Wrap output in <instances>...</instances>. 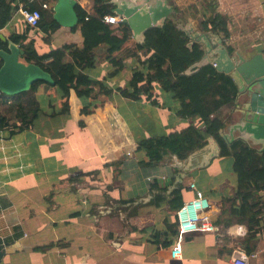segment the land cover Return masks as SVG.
<instances>
[{"label":"crops","instance_id":"0c3cea01","mask_svg":"<svg viewBox=\"0 0 264 264\" xmlns=\"http://www.w3.org/2000/svg\"><path fill=\"white\" fill-rule=\"evenodd\" d=\"M72 1L75 21L68 5L54 10L55 0H14L0 40L11 42L12 33L27 30L38 53L70 44L80 48L75 6L92 15L93 1ZM168 3L179 10L172 14L178 25L199 30L191 14L217 13L227 20L224 46L247 57L264 53V0ZM31 7L55 31L27 25L19 9ZM131 39V45L137 43L132 34ZM105 49L95 51L98 59L88 76L113 92L99 97L103 104L91 114H81L73 90L68 113L59 114L46 84L18 99L0 96V264H234L235 257L264 264V193L259 201L235 200L232 158L219 156L205 165L209 150L184 161L172 157L156 167L142 165L147 159L138 154L137 141L152 138L144 130L160 127L163 135L183 130L191 120L178 117L175 102L158 91L152 100L122 97L115 89L126 88L133 64L111 79L110 64L101 58ZM242 102L238 98L215 114L225 124L221 133L227 134ZM209 140L216 142L210 138L207 145ZM187 177L185 202L194 184L210 201L207 214L218 230L185 234L175 250L177 222L167 199Z\"/></svg>","mask_w":264,"mask_h":264},{"label":"trees","instance_id":"16d2710c","mask_svg":"<svg viewBox=\"0 0 264 264\" xmlns=\"http://www.w3.org/2000/svg\"><path fill=\"white\" fill-rule=\"evenodd\" d=\"M92 1V15L87 14L80 6H75L77 25H80L83 38L80 48L70 44L47 53H38L33 41H27V30L22 35H10V41L23 51V62L38 66L53 81L51 85L37 81L16 98L35 92L39 86L46 84L51 88L49 94L57 105L59 114L68 113L71 90L81 102V114L93 113L103 104L99 97H106L113 92L104 82L88 76L98 59L95 51L103 46L106 49L101 58L110 64L111 79L119 75L126 64H133L129 69L126 88L115 89L122 97L129 100L146 97L152 100L156 99L154 92L158 91L161 97L175 102L178 117L191 120V124L181 131L138 140L137 152L147 159L142 165L156 167L172 157L184 161L192 153L205 147L207 140L212 138L219 145L220 156L232 158V170L236 179L234 199L259 201L261 193H264V151L259 152L256 147L240 140L228 144L220 137L225 124L215 114L222 107L235 104L238 93L230 76L218 72L212 64L204 65L194 73L184 74L200 61L203 50L197 43L192 44L191 48L187 47L189 39L178 29L175 18L172 17L160 27L148 31L143 43L131 45V32L127 25L120 23L114 28L102 20L104 16L114 15L112 6L108 4L109 0ZM13 2L14 0H0V29L7 25L15 11ZM171 6L173 13L179 11ZM28 10L33 11L34 8ZM191 18L198 21L199 31L217 35L225 45L229 31L224 16L202 12L199 15L191 14ZM38 25L45 31L53 32L56 29L55 25H48L42 19ZM6 47L7 42L0 40V49L6 50ZM225 47L229 53L232 52L230 47ZM1 65L0 61V67ZM15 103L17 106L18 102ZM152 103L156 104L154 100ZM3 121L0 119V123ZM189 180V177L185 178L169 194L167 206L171 215H176L185 202L184 192L188 189ZM159 200V197L155 199V206L159 205Z\"/></svg>","mask_w":264,"mask_h":264},{"label":"water","instance_id":"95a60500","mask_svg":"<svg viewBox=\"0 0 264 264\" xmlns=\"http://www.w3.org/2000/svg\"><path fill=\"white\" fill-rule=\"evenodd\" d=\"M108 4L122 18V24L129 27L133 39L139 44L144 42L148 31L160 27L173 14V7L167 0H109ZM65 5L69 6L71 19L75 21L72 0H55L54 10L57 12ZM177 27L189 39L188 48L197 43L203 50L200 61L184 74L194 73L200 67L212 64L218 72L230 76L238 89L237 99L245 101L235 109V120L228 125L227 134L220 132V137L228 144L240 140L258 147L259 152L264 151V53L254 52L249 57L235 51L229 53L217 35L196 30L191 23ZM22 55L20 47L12 42H7L6 50L0 49V93L7 97L28 91L37 81L48 85L53 83L50 75L41 68L22 62ZM201 150H209L204 156L205 165L220 156L218 144L211 140Z\"/></svg>","mask_w":264,"mask_h":264},{"label":"built area","instance_id":"2783aa9c","mask_svg":"<svg viewBox=\"0 0 264 264\" xmlns=\"http://www.w3.org/2000/svg\"><path fill=\"white\" fill-rule=\"evenodd\" d=\"M24 21L32 28H36L41 19L37 11H29L25 8L19 9ZM103 22L112 26L122 23V18L117 14L103 17ZM214 66V65H213ZM193 190V197L184 202L176 212L177 222V246L175 250H180V243L185 234L194 232H217V227L212 225L207 212L211 209V203L202 191L198 190L194 184L190 185ZM234 264H244L242 257H235Z\"/></svg>","mask_w":264,"mask_h":264},{"label":"rangeland","instance_id":"374dc122","mask_svg":"<svg viewBox=\"0 0 264 264\" xmlns=\"http://www.w3.org/2000/svg\"><path fill=\"white\" fill-rule=\"evenodd\" d=\"M42 42H46L45 41V39H42ZM39 44H40V42H39ZM0 96L2 97V98H4V99H6V100H14V99H17L16 98V96H12V97H7V96H5V95H3V94H1L0 93ZM235 104H233L232 106H234ZM126 113V112H125ZM234 117V116H233ZM222 120V119H221ZM137 129H138V126L136 125L135 126V130L137 131ZM144 131H148L147 132V134L149 135V136H157V135H161V133H163V132H161L162 130H161V128L160 127H158V128H154V126H153V128H150V129H148V130H144ZM163 135H165V134H163ZM162 136V135H161ZM158 137V136H157ZM150 138V137H149ZM224 166V165H223ZM222 167V166H221Z\"/></svg>","mask_w":264,"mask_h":264}]
</instances>
